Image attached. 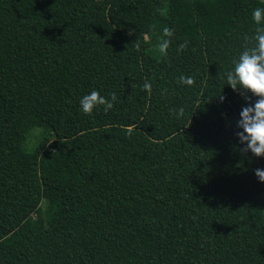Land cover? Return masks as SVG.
I'll use <instances>...</instances> for the list:
<instances>
[{
	"label": "trees",
	"instance_id": "16d2710c",
	"mask_svg": "<svg viewBox=\"0 0 264 264\" xmlns=\"http://www.w3.org/2000/svg\"><path fill=\"white\" fill-rule=\"evenodd\" d=\"M256 7L0 0V264H264V156L223 78ZM93 88L112 109H79Z\"/></svg>",
	"mask_w": 264,
	"mask_h": 264
},
{
	"label": "clouds",
	"instance_id": "9594fccd",
	"mask_svg": "<svg viewBox=\"0 0 264 264\" xmlns=\"http://www.w3.org/2000/svg\"><path fill=\"white\" fill-rule=\"evenodd\" d=\"M264 2V0H262ZM254 22V32L251 39L254 41L250 46H245L239 54L232 59L230 67L223 73L225 85L240 94L246 103L241 105L238 117L235 120L239 150L242 153L251 152L257 157L264 156V7H256L251 11ZM166 37L172 35L170 27L162 29ZM169 40L163 39L159 44L162 54H167ZM183 48L184 45L179 46ZM181 84L192 85L195 77L181 74L178 77ZM141 87L150 91L151 81L145 80ZM223 102L226 97L218 95ZM117 99L116 93L106 96L97 88L79 97V109L85 114H91L95 109L102 106L104 112H108L114 106ZM177 117L184 115V107L175 109ZM254 173L260 182H264V168H255Z\"/></svg>",
	"mask_w": 264,
	"mask_h": 264
},
{
	"label": "rangeland",
	"instance_id": "374dc122",
	"mask_svg": "<svg viewBox=\"0 0 264 264\" xmlns=\"http://www.w3.org/2000/svg\"><path fill=\"white\" fill-rule=\"evenodd\" d=\"M36 133H37V132H34L33 135L36 136ZM255 168H256V167H255ZM255 168H254V169H255ZM254 169L250 170V171H249V174L252 175V173H253V175L256 176L255 173H254ZM46 201H47L46 198L43 197V198L41 199V203H40V205H41V206H44V205L46 204Z\"/></svg>",
	"mask_w": 264,
	"mask_h": 264
},
{
	"label": "water",
	"instance_id": "95a60500",
	"mask_svg": "<svg viewBox=\"0 0 264 264\" xmlns=\"http://www.w3.org/2000/svg\"><path fill=\"white\" fill-rule=\"evenodd\" d=\"M260 1H262V0H260Z\"/></svg>",
	"mask_w": 264,
	"mask_h": 264
}]
</instances>
